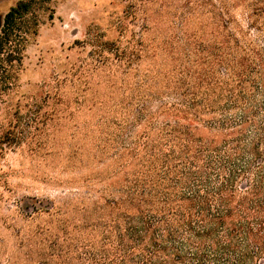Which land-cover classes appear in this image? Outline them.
<instances>
[{
  "label": "trees",
  "instance_id": "trees-1",
  "mask_svg": "<svg viewBox=\"0 0 264 264\" xmlns=\"http://www.w3.org/2000/svg\"><path fill=\"white\" fill-rule=\"evenodd\" d=\"M215 1L210 47L103 43L107 94L75 105L98 114L89 160L108 164L77 197L27 208L48 220L6 264H264V0Z\"/></svg>",
  "mask_w": 264,
  "mask_h": 264
},
{
  "label": "rangeland",
  "instance_id": "rangeland-1",
  "mask_svg": "<svg viewBox=\"0 0 264 264\" xmlns=\"http://www.w3.org/2000/svg\"><path fill=\"white\" fill-rule=\"evenodd\" d=\"M19 3L28 7L10 29L4 17ZM211 4L219 7L215 0H0V37L7 34L0 51V264L18 251L17 234L48 220L27 208L77 197L83 180L108 164L111 153L89 160L99 135L88 124L98 114L75 105L84 91L107 94L98 69L103 43L125 48L155 37L210 47Z\"/></svg>",
  "mask_w": 264,
  "mask_h": 264
}]
</instances>
